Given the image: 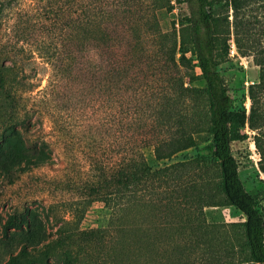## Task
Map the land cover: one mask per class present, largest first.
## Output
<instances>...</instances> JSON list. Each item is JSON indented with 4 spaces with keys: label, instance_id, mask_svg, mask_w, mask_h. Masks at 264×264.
I'll use <instances>...</instances> for the list:
<instances>
[{
    "label": "trees",
    "instance_id": "obj_1",
    "mask_svg": "<svg viewBox=\"0 0 264 264\" xmlns=\"http://www.w3.org/2000/svg\"><path fill=\"white\" fill-rule=\"evenodd\" d=\"M11 1L0 0V17L5 6L13 5ZM47 1L59 6L66 17V35L64 50L45 55L50 64L48 82L38 89V95L32 93L34 84L7 75V68L12 66L5 65L0 55V88L9 110L10 132L17 133V127L26 133L31 130L29 120L21 118L32 108L30 101L37 105L41 118L51 114L47 103L51 92L57 90L56 82L64 84L63 89L73 95L83 86L92 88L93 95L104 94L105 87L116 92L118 82L143 78L149 70L162 80L149 91L141 87L143 93L139 99L151 98L153 114L145 124L155 128L161 124L164 128V136L144 131V138L153 140L155 157L170 159L177 152L195 146L201 132L209 136L206 155L159 168L176 180L173 188L176 195L166 203L170 211L160 210L156 225L150 211L151 166L142 147L133 145L129 154L121 157L98 151L88 154V170L96 172V178H89L87 202L99 200L109 208L107 224L115 234L111 238L114 264H194L197 259L209 258L218 264H264V216L258 209L256 196L245 189L239 177V163L232 153L230 136L231 126H247L253 131L259 167L264 173V65L259 67L257 79L247 86L248 109L232 107L227 86L219 74L220 50L228 53L227 39L231 34L240 54H264V33L254 29L252 19L243 9L249 0H176L186 3L188 14L180 26L169 15L165 30L162 19L175 8L170 0ZM218 6L231 8L232 19L218 12ZM139 19L143 20L142 28L137 32ZM141 44L146 45L145 49ZM43 46L36 48L40 50ZM195 67L203 80L199 86L184 81ZM49 120L57 122L56 118ZM44 148L39 150V157L29 156L25 162L42 165L50 160ZM196 164H200L196 178L181 177L185 168ZM213 167L217 176H213ZM221 203L235 206L245 216L240 235H234L233 241L227 231L218 229L219 233L212 234L215 229L209 228L211 225L203 215L204 207ZM191 206L201 212L194 218L198 226L193 220L179 219L180 213ZM15 226L31 231L30 220L15 214L2 224L3 234ZM151 229L156 230L153 241ZM169 230L174 234L173 239L168 235ZM153 251L156 258L152 257ZM27 254V244L22 243L19 254L9 256L8 264H18V256Z\"/></svg>",
    "mask_w": 264,
    "mask_h": 264
},
{
    "label": "rangeland",
    "instance_id": "obj_2",
    "mask_svg": "<svg viewBox=\"0 0 264 264\" xmlns=\"http://www.w3.org/2000/svg\"><path fill=\"white\" fill-rule=\"evenodd\" d=\"M11 2L13 5L5 6L0 17V55L5 65L12 66L7 68V75L34 84L32 93L38 95V89L48 82L50 64L45 55L57 49L64 50L66 17H63L59 6L47 0ZM174 5L173 12L162 19L164 30L169 25V15L176 18L179 26L185 22L188 14L186 3L175 1ZM243 9L252 19L254 29L264 33V0H249ZM217 11L228 14L229 20L232 19L231 8L218 6ZM142 21H136L137 32L142 28ZM227 43L228 53L220 50L219 74L227 86L232 107L248 109L247 86L257 79L259 67L264 65V54H240L232 34ZM40 44L44 46L38 50L36 47ZM145 46L142 45V49ZM147 72L143 78L118 82L116 92L105 87L104 94L93 95L92 88L83 86L78 94L73 95L63 89L64 84L56 82L57 90L51 92L47 103L51 114L41 118L37 105L30 101L32 108L21 116L30 122L29 133L21 127H17V133L7 129L9 110L0 88V264H8L9 256L18 255L22 243L27 244L28 254L18 256V264H114L111 238L115 234L107 224L109 208L99 200L87 202L90 197L89 178H96V172L88 170L87 156L96 151L121 157L129 154L133 145L141 146L151 166L148 179L153 192L150 205L153 225L160 220V210H171L166 203L176 195L173 191L176 180L159 168L174 161L206 155L205 145L209 136L201 132L195 146L177 152L170 159L155 157L153 140L144 138V131L147 129L152 135L156 132V135L161 133L164 136V128L161 124H156V128L145 124L153 114L149 103L151 98L139 99L143 93L141 87L149 91L152 86L160 85L162 80L153 76L151 71ZM197 74L198 68L195 67L184 81L202 85L203 80ZM54 118L57 119L56 124L49 120ZM243 133L247 136L243 137ZM252 134L247 126L230 127L231 149L239 163V177L245 189L256 196L258 209L264 216V173L259 167L260 157ZM41 148L51 156L50 160L42 165H28L25 159L39 157ZM198 166L185 168L181 177L196 178ZM213 176H217L215 167ZM220 199L218 196L217 200ZM202 211L211 225L209 228L215 229L212 234L219 233L218 229L223 233L227 231L231 241L234 235H240V225L245 216L235 206L221 203L206 206ZM15 214L30 220V232L23 226H15L3 234L2 224ZM200 214L198 207L191 206L180 213L179 219L193 220L198 226L194 218ZM18 223L22 224V220ZM168 235L173 239L174 234L170 230ZM150 237L152 241L155 239L156 230L151 229ZM152 257L156 258V251L152 252ZM194 264L218 263L209 258L197 259Z\"/></svg>",
    "mask_w": 264,
    "mask_h": 264
},
{
    "label": "built area",
    "instance_id": "obj_3",
    "mask_svg": "<svg viewBox=\"0 0 264 264\" xmlns=\"http://www.w3.org/2000/svg\"><path fill=\"white\" fill-rule=\"evenodd\" d=\"M170 1H171V3L175 4V1H176V0H170ZM174 9H175V8H174ZM175 25L178 26V22H176Z\"/></svg>",
    "mask_w": 264,
    "mask_h": 264
},
{
    "label": "water",
    "instance_id": "obj_4",
    "mask_svg": "<svg viewBox=\"0 0 264 264\" xmlns=\"http://www.w3.org/2000/svg\"><path fill=\"white\" fill-rule=\"evenodd\" d=\"M248 108H249V106H248Z\"/></svg>",
    "mask_w": 264,
    "mask_h": 264
}]
</instances>
